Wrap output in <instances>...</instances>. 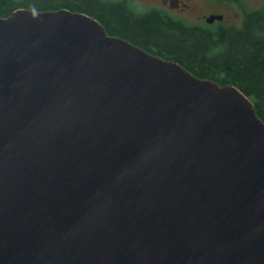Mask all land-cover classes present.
<instances>
[{
    "label": "water",
    "instance_id": "1",
    "mask_svg": "<svg viewBox=\"0 0 264 264\" xmlns=\"http://www.w3.org/2000/svg\"><path fill=\"white\" fill-rule=\"evenodd\" d=\"M0 264H264L254 102L85 12L0 16Z\"/></svg>",
    "mask_w": 264,
    "mask_h": 264
},
{
    "label": "flooded vegetation",
    "instance_id": "2",
    "mask_svg": "<svg viewBox=\"0 0 264 264\" xmlns=\"http://www.w3.org/2000/svg\"><path fill=\"white\" fill-rule=\"evenodd\" d=\"M87 1L96 10L90 15L105 26L108 34L123 37L161 57L160 54L166 53L161 48L170 45L166 41L168 35L173 37L171 43L181 42L183 50L190 53V49L200 44L203 47L209 44L211 38L242 30L248 20L246 14L251 12L246 0ZM211 15H222V18L210 21Z\"/></svg>",
    "mask_w": 264,
    "mask_h": 264
},
{
    "label": "trees",
    "instance_id": "3",
    "mask_svg": "<svg viewBox=\"0 0 264 264\" xmlns=\"http://www.w3.org/2000/svg\"><path fill=\"white\" fill-rule=\"evenodd\" d=\"M86 1L0 0V16H9L21 7L36 11L69 8L95 14V8H88ZM246 16L248 20L242 30L228 31L218 39L211 38L209 44L204 47L200 44L190 49V53L183 50L181 42L171 43L173 37L168 35L166 41L170 45L166 49L162 47L166 53L160 55L179 62L199 77L213 79L222 85H236L254 102L258 115L264 120V35L259 34L264 31V13L257 9Z\"/></svg>",
    "mask_w": 264,
    "mask_h": 264
},
{
    "label": "rangeland",
    "instance_id": "4",
    "mask_svg": "<svg viewBox=\"0 0 264 264\" xmlns=\"http://www.w3.org/2000/svg\"><path fill=\"white\" fill-rule=\"evenodd\" d=\"M16 1H18V0H16ZM72 1L76 3V0H72ZM85 5L89 8L88 1L85 2ZM246 6L248 7V9L250 11L261 9L262 12L264 13V0H246ZM189 16H192V13L188 14V17ZM110 30H116V29L115 28H113V29L111 28ZM261 32L262 33H259V34L264 35V31H261Z\"/></svg>",
    "mask_w": 264,
    "mask_h": 264
}]
</instances>
